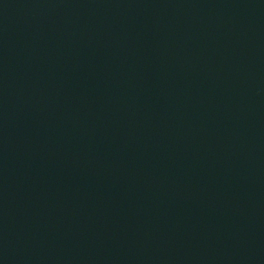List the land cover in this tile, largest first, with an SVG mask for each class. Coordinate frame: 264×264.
<instances>
[{
  "label": "water",
  "instance_id": "water-1",
  "mask_svg": "<svg viewBox=\"0 0 264 264\" xmlns=\"http://www.w3.org/2000/svg\"><path fill=\"white\" fill-rule=\"evenodd\" d=\"M0 264H264V0H0Z\"/></svg>",
  "mask_w": 264,
  "mask_h": 264
}]
</instances>
